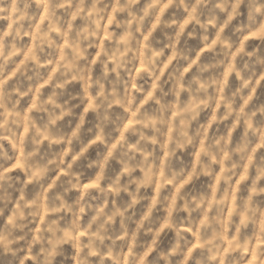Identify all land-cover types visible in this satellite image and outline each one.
Here are the masks:
<instances>
[{
	"label": "clouds",
	"instance_id": "9594fccd",
	"mask_svg": "<svg viewBox=\"0 0 264 264\" xmlns=\"http://www.w3.org/2000/svg\"><path fill=\"white\" fill-rule=\"evenodd\" d=\"M0 264H264V0H0Z\"/></svg>",
	"mask_w": 264,
	"mask_h": 264
}]
</instances>
